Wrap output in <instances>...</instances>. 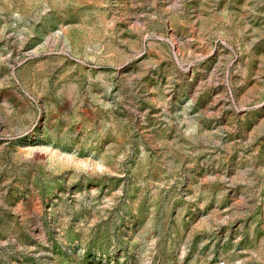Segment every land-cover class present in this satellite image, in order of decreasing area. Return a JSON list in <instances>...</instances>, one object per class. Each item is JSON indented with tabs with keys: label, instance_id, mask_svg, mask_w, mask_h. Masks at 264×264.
Instances as JSON below:
<instances>
[{
	"label": "rangeland",
	"instance_id": "rangeland-1",
	"mask_svg": "<svg viewBox=\"0 0 264 264\" xmlns=\"http://www.w3.org/2000/svg\"><path fill=\"white\" fill-rule=\"evenodd\" d=\"M0 264H264V0H0Z\"/></svg>",
	"mask_w": 264,
	"mask_h": 264
}]
</instances>
